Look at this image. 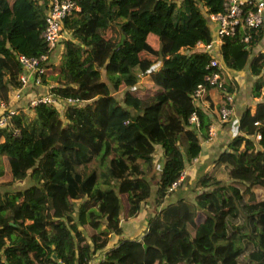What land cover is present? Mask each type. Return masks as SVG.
<instances>
[{"label": "trees", "instance_id": "1", "mask_svg": "<svg viewBox=\"0 0 264 264\" xmlns=\"http://www.w3.org/2000/svg\"><path fill=\"white\" fill-rule=\"evenodd\" d=\"M47 1L0 0V100L19 85L18 53H48L40 82L14 102L17 130L0 127L8 174L0 178V264H264L263 26L206 50L195 43L215 36L208 13L222 0H75L79 9L60 20L69 36L57 42L53 63L56 44L47 50L40 35ZM214 55L218 65L210 66ZM244 68L256 77L253 108L241 110L211 168L187 180L191 198H167L187 179L172 186L210 137L212 116L230 118L237 84L224 73ZM214 70L221 87L204 78ZM141 73L154 89L138 90ZM39 93L63 99L62 109L28 104ZM23 178L21 188L3 187ZM150 197L155 210L140 237L121 236L120 215H136ZM111 233L120 236L107 245ZM96 251L102 256L93 261Z\"/></svg>", "mask_w": 264, "mask_h": 264}, {"label": "built area", "instance_id": "2", "mask_svg": "<svg viewBox=\"0 0 264 264\" xmlns=\"http://www.w3.org/2000/svg\"><path fill=\"white\" fill-rule=\"evenodd\" d=\"M79 7L75 0H48L47 9L44 16V26L40 32L41 37L47 44V50L55 46L57 42L61 41L60 38H67L65 33H67L61 26L60 20L69 15L72 10H78ZM208 17L213 21L214 34L210 42L202 43L197 41L195 44L206 50H210L213 45L219 46L223 38L226 36H232L236 33L238 29L244 28H255L259 25H264V0H222V9L216 12H209ZM243 40L249 38L248 34L242 35ZM48 53L43 52L38 56H27L23 53L17 54V59L22 66V70L18 75L19 85L11 93L8 94L7 100H0V127L10 125L15 132L16 126H13L11 121L12 114L16 113V107L14 102L19 96V91L27 87L30 82L37 84L40 82V75L46 69ZM264 64V59H263ZM210 66L218 65V60L216 56H211L209 60ZM262 73L264 75V67L262 68ZM204 78L210 84H215L217 87H221L223 80L222 76L218 71H212L206 75ZM202 87L197 85L194 89L193 95L196 97L201 96ZM259 94L264 98V84L259 90ZM260 99V96L254 97ZM63 99L59 97H52L49 94H32V96L27 99L28 104L33 105L37 102H49L53 103L54 106H61V101ZM68 101V100H67ZM27 104H19L20 107L24 108ZM16 108V109H15ZM229 112L228 108L221 107L220 115L221 118H225ZM195 115L192 113L189 116V120H195ZM257 123V121H254ZM182 175L179 177L181 178ZM177 178L172 183V186L179 181Z\"/></svg>", "mask_w": 264, "mask_h": 264}, {"label": "crops", "instance_id": "3", "mask_svg": "<svg viewBox=\"0 0 264 264\" xmlns=\"http://www.w3.org/2000/svg\"><path fill=\"white\" fill-rule=\"evenodd\" d=\"M57 46V47H56ZM55 46V49H57V58H54L55 56H50V60L53 63H56L58 60V53L61 52L62 46L61 43H57ZM264 46V37L259 40V44L256 47L262 48ZM246 74L245 77V83H244V77H242V74ZM225 75L230 78L231 80L234 79L236 82L237 90L233 93V97L235 96V100L232 103V110H231V115L230 118L226 122H220L217 119V114L216 116H212V122H211V130L212 133L210 137L207 139L201 140V149L200 152L198 153L197 156L189 160L188 162H185L186 167L184 168L185 173V178H187L188 182H190L191 178H195L197 175L204 173L208 171L211 168L212 162L211 159L215 157L217 152L226 144L227 140L233 133L236 131V125H237V119L238 115L241 112V110L245 106H251L253 108L254 101H252L251 97V92L250 90V81L251 77H253L247 68H244L242 70L236 71V72H231V71H226ZM233 82V81H232ZM143 211V217L144 218V223L142 225V229L145 228L146 226V214L151 212V210H144ZM142 234V231L139 233L138 236L135 238H139L140 235ZM121 236L124 237H131L128 235H124L122 230L120 233ZM118 236V234H117ZM117 236L114 238V240L108 241L107 245L112 244L115 242V239ZM111 242V243H110ZM93 261H96L99 257H101L100 251H96L93 255Z\"/></svg>", "mask_w": 264, "mask_h": 264}, {"label": "rangeland", "instance_id": "4", "mask_svg": "<svg viewBox=\"0 0 264 264\" xmlns=\"http://www.w3.org/2000/svg\"><path fill=\"white\" fill-rule=\"evenodd\" d=\"M212 33H213V31H212ZM65 36H69L68 32L65 33ZM263 37H264V25H263L262 38ZM145 55L146 54H140V56H145ZM147 57H149V59L152 61V64H153L154 67H156L158 65L159 61L154 56H148L147 55ZM54 58H57V56H55ZM57 62H58V60H57ZM121 68H124V66L121 65ZM49 70H50V68H49ZM49 70H48V72H49ZM133 72L134 73H139L140 71H139L138 68L134 67L133 68ZM224 76H225V78H227L225 73H224ZM242 77H244V83H245L246 82L245 81L246 74L245 73L242 74ZM255 78L252 77V79H255ZM263 80H264V78H263ZM249 81H250V83L253 82L252 80H249ZM135 84L139 85V87L141 85V87L138 88V90L141 91V92L143 90L154 89V87H155V85L150 80L149 76L147 74H142V73L138 76V79H137ZM145 86H147L146 89H145ZM233 86H234V84H233ZM138 90H137V92H138ZM248 91L250 92V90H248ZM113 92H114L113 95H115L116 98L119 100V98L121 97V94H122L121 91H113ZM234 100H235V96H234V98L232 100V103H233ZM198 103L204 104L202 100H200ZM57 108H59L60 110L62 109L61 106H57ZM26 112L29 114L30 117H32V113L30 111L26 110ZM60 116H62V114H60ZM159 152H160L159 146L155 145V149H154V152H153V171H154L155 167L157 169L158 164H159L158 162H160ZM2 158L3 157L0 154V169L3 172V175L0 178H4L6 180V179H8V174H6V171L3 169V168H5V165H4V161H3ZM154 164H155V167H154ZM221 172H222V170H221ZM181 175H185V172H184V174L181 173ZM178 178H180V177H178ZM182 178H185V177L183 176ZM28 182H29V180L27 178L16 179L11 184L3 185V187H6V188L7 187L8 188H21L24 185H26ZM187 183H188L187 179H183L180 185H178V186L176 185L175 189L171 193H168V195H167L168 197L167 198L170 199V198L175 197V192H181V195L185 196L186 198H191V194H190V191L188 190ZM233 183L236 184L239 187V189H243V185L241 183L234 182V181H233ZM150 184H151V187L153 188L154 184H153V180L152 179L150 180ZM142 209H144L146 211L147 210H151V211L155 210L154 203L152 202L151 197L148 199V201H146V203L142 204V206L140 208V212L137 213L136 215H134L132 217H128V218H122V216L120 215L121 219H120L119 222H120V225H121V230H122L124 235L136 237L143 230L142 229V225L144 223V218L141 217V216H143L144 212L141 211ZM196 220H198V217H196ZM116 236H117V234L111 233L109 241L114 240V238ZM118 236H120V235H118Z\"/></svg>", "mask_w": 264, "mask_h": 264}, {"label": "water", "instance_id": "5", "mask_svg": "<svg viewBox=\"0 0 264 264\" xmlns=\"http://www.w3.org/2000/svg\"><path fill=\"white\" fill-rule=\"evenodd\" d=\"M121 38H122V35H121ZM9 223H10V224H12V222H11V221H9Z\"/></svg>", "mask_w": 264, "mask_h": 264}]
</instances>
